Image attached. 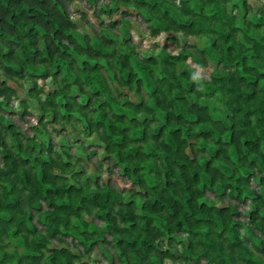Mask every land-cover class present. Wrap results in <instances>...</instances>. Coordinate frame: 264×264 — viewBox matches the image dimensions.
Here are the masks:
<instances>
[{
    "label": "trees",
    "instance_id": "obj_1",
    "mask_svg": "<svg viewBox=\"0 0 264 264\" xmlns=\"http://www.w3.org/2000/svg\"><path fill=\"white\" fill-rule=\"evenodd\" d=\"M78 1L99 27L81 11L78 23ZM133 16L150 37L206 45L142 57ZM18 81L37 116L26 100L9 110ZM95 251L107 264H264V3L257 15L247 0H0V264Z\"/></svg>",
    "mask_w": 264,
    "mask_h": 264
},
{
    "label": "rangeland",
    "instance_id": "obj_2",
    "mask_svg": "<svg viewBox=\"0 0 264 264\" xmlns=\"http://www.w3.org/2000/svg\"><path fill=\"white\" fill-rule=\"evenodd\" d=\"M248 4L252 6L253 8V13L254 14H259L260 12V9H261V6L262 4L264 3V0H247ZM73 7V10L74 11H77V16L75 15V19L78 20V23L79 21L81 20V14L80 12L78 11H81V12H84L88 18V20L90 21V23H94L96 24L97 27H99V23L96 21V19L93 18L94 14H95V8H91L86 2H76L72 5ZM135 16V15H134ZM131 18L134 22V28H133V37H134V40L136 41V43H138L139 47L141 48L140 50V55L142 57H146V58H149L150 56H154L156 53H158L161 48H164V47H167L168 51L170 53H172L173 55H177L178 52L187 47V45H196L198 44L199 47L202 49L205 45H206V40L205 39H196V38H184V37H181L179 35H174V34H161L159 37L157 38H153V37H150L147 29H146V26L145 24H142L140 22V18L138 17H134ZM116 19H123V16L122 15H116L115 16ZM104 19V18H103ZM107 19L108 18H105V20L103 21H106L107 22ZM82 22H80L81 24ZM82 25V24H81ZM82 29V28H81ZM175 37V38H178L179 42H173L172 41V38ZM158 49V50H156ZM189 63L190 65L196 69V74L197 76H202V77H209L211 75V72L212 70L209 68V69H200L198 67V65L190 58L189 59ZM21 82L18 81L17 82H12L10 83L13 87L17 88V91H18V95H19V99H17L13 104L12 106L9 107V110H14V111H18V109L20 108V101L21 100H26L27 102H29V105L31 107L30 111H32L36 116H37V108H35V104L32 102V100H30V98L28 97L27 93H28V90H29V85L30 82H26L25 83V86L24 88H22L21 86H19ZM40 84L46 86V88H50L51 87V83L49 82H40ZM128 94H130V96L133 98V99H137L136 95L134 92H127ZM203 102L205 103H208V104H214L215 106L219 107L220 105V102L219 100L216 98V97H213V98H209V99H204L202 100ZM10 117H12V121H15L17 123V120L19 119L15 114H13L12 116L10 115ZM17 117V118H16ZM21 127L23 130H26V131H29L28 129V124L26 122H22L21 124ZM75 133V132H74ZM72 129L68 128V131L65 133V134H68L71 136V138H75V134L77 135V133L74 134ZM80 138V137H79ZM78 138V139H79ZM85 143H86V146H90L91 143L95 144L97 143V138L96 137H93L92 139H89L87 140V138L83 137L81 138ZM70 147H73L72 148V151L74 153L76 152H80V150L78 151V149L80 148L79 146L81 145V140L74 142V143H70L69 144ZM103 149V148H102ZM83 150V149H82ZM84 150L81 152L83 153ZM105 155H103V152H100L99 153V157L101 159H103ZM103 163H105V161H103ZM106 174H108L106 172ZM107 175H104L103 174V178H106ZM113 185H117L118 188L121 189V186L124 188L126 186H128V182L126 180H121L118 176L116 175H111V180H110ZM248 207H242V209H240V212L242 213L245 209H247ZM242 219H246L244 215H242ZM244 235V233H243ZM86 263L87 264H107V262H105L100 256H99V253L98 252H94L92 257L87 259L86 260ZM166 264H172L171 261H166ZM178 264V263H177Z\"/></svg>",
    "mask_w": 264,
    "mask_h": 264
}]
</instances>
